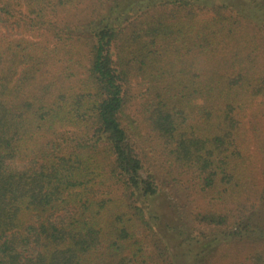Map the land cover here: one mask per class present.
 <instances>
[{
  "label": "trees",
  "instance_id": "1",
  "mask_svg": "<svg viewBox=\"0 0 264 264\" xmlns=\"http://www.w3.org/2000/svg\"><path fill=\"white\" fill-rule=\"evenodd\" d=\"M0 264H264V0H0Z\"/></svg>",
  "mask_w": 264,
  "mask_h": 264
},
{
  "label": "rangeland",
  "instance_id": "2",
  "mask_svg": "<svg viewBox=\"0 0 264 264\" xmlns=\"http://www.w3.org/2000/svg\"><path fill=\"white\" fill-rule=\"evenodd\" d=\"M135 90L136 91L134 92V97L132 98V101L129 104L128 112L130 113V116L133 119L139 121L140 116H141V111L139 109V106H140V102H141L142 92L139 89V87H136ZM159 202H161L163 204V207H165V209L170 205L168 196L161 197Z\"/></svg>",
  "mask_w": 264,
  "mask_h": 264
}]
</instances>
